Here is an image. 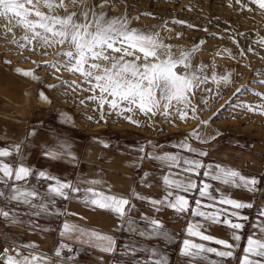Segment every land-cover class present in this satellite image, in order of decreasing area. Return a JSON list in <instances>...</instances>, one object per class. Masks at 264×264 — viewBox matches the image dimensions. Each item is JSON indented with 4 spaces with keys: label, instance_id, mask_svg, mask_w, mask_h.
<instances>
[{
    "label": "rangeland",
    "instance_id": "374dc122",
    "mask_svg": "<svg viewBox=\"0 0 264 264\" xmlns=\"http://www.w3.org/2000/svg\"><path fill=\"white\" fill-rule=\"evenodd\" d=\"M53 2L60 3V0ZM94 5L97 12H105L109 17H127L133 28L157 32L176 54L196 49L190 57L191 63L198 74L207 75L208 80L194 88V95L190 97L192 105L197 109L195 115L191 108L186 110L187 118L183 120L174 111L167 118L160 113L146 117L137 112L134 117L140 121L137 126L123 117H117L115 113L108 115L105 106V120H99L98 104L87 99L92 93L83 91L88 86L81 83L82 77L79 73L74 74L65 69L57 72L46 66L52 62L63 63L66 57L58 56L57 53L70 50L68 44L46 48L34 41L22 48L20 45L26 44L23 40L26 34L23 26L16 25L15 19L9 23L8 19L0 17V148L8 147L11 150V146L20 144L25 166L31 167L34 164V172L43 170L61 180H70L81 188L95 187L105 192H108L107 185H83L75 176L66 175L69 172L76 173L73 167L75 164L66 163V166L62 163L71 158L65 157L59 161L45 158V148L59 150V144L64 142L70 145V151L78 157L85 148H103L100 141L109 144V148H106L108 151L118 150L122 146L138 148L139 145L152 141L157 145L155 151L162 153L196 131L208 139L209 143L201 144L195 139H189V143L205 151L207 155L214 148L234 147L235 144L242 143L243 145L238 146L245 147L246 153L264 156V115L260 114V109L257 108L255 112L239 107L223 110L229 101L233 105L245 104L253 108L264 104V84L259 83L264 80V44L258 43L264 38V9L252 4L251 0H63L62 8L51 10L45 7V0H32V5L27 7L35 6L36 10L46 14L51 12L53 15H64L74 11L80 13ZM29 18L37 19L34 15ZM174 20L185 23L174 24ZM9 27L12 31H8ZM17 68L32 71L40 80L35 81L18 74ZM200 69L203 71H199ZM213 74L217 78L229 76V80L227 83H217L212 79ZM58 84L62 86L46 88L47 85ZM237 88L247 90L237 94ZM40 91H45L50 102L40 100ZM218 112L222 115L214 118ZM61 113L71 117V122L63 123ZM88 117L93 119L89 120ZM220 124L232 125L236 131H222ZM33 130L37 135L27 137V133ZM213 136L216 139L212 140ZM146 150L153 151L151 145ZM0 159L16 166L15 153L11 157ZM252 160L261 163L258 157L253 156ZM28 183L29 187L34 186L43 194L50 182L37 181L33 176ZM74 195L82 197L83 193ZM58 199L60 198H57V207L65 214L55 219L51 215L31 216V210L27 206L17 205L15 202L6 205L0 200V207L16 210L18 221H23L13 223L11 219L0 217V251L8 247L10 253H14L11 249L16 245L22 255L44 254L53 258L55 248L65 241L57 234L62 223L70 218H80L77 214H72L66 206H85L77 198L63 200L62 203ZM53 226L58 227L53 235L41 231ZM30 232L49 237L52 241L49 243L44 240L35 249L24 248L23 244L31 242ZM124 245L139 249L135 260L149 258V252L143 251L144 249H155L167 256L160 243L133 244L121 240L118 243V252ZM77 255H74V260L69 264H112L113 261L110 259L109 262L108 259L106 262L99 257ZM122 258L127 259L129 256Z\"/></svg>",
    "mask_w": 264,
    "mask_h": 264
},
{
    "label": "snow or ice",
    "instance_id": "6c2138e0",
    "mask_svg": "<svg viewBox=\"0 0 264 264\" xmlns=\"http://www.w3.org/2000/svg\"><path fill=\"white\" fill-rule=\"evenodd\" d=\"M251 3L264 9V0H251ZM28 5H32V0H0V17L8 19L9 23L15 19L16 25L23 26L26 32L23 40L26 41V44H21L22 48L33 44L34 41L46 48L68 44L70 50L57 53L58 56L66 57L65 61L63 63H48L46 66L57 72L65 69L74 74L79 73L82 77L81 83L88 86L83 91L92 93L87 99L98 104L99 120H105V106H107L108 115L115 113L117 117H123L126 121L137 126L140 125V121L134 118L137 112L143 113L146 117L160 113L167 118L174 111L183 120L187 118L186 110L191 108L195 115L197 109L192 105L190 97L194 95V88H198L200 84L206 83L208 80V76L198 74L191 63L190 57L196 51L195 48L176 54L170 45L162 41L157 32H145L133 28L127 17H109L105 12H97L95 5L80 13L74 11L64 15H53L51 12L42 13L36 10L35 6L30 8L27 7ZM45 7L49 10L62 8L63 0H60V3L45 0ZM33 15L37 19L29 18ZM172 23L184 24L185 22L174 20ZM188 27H192V25H188ZM8 31H12V28L9 27ZM258 43L264 44V38ZM37 67L39 68L40 65ZM199 71L202 72L203 69ZM16 72L24 77H30L32 80H40V77L34 75L32 71H22L17 68ZM212 79L217 83L220 81L227 83L229 76L217 78L213 74ZM73 83L75 84V82ZM259 83L264 84V80H260ZM60 86L62 85H47L46 88L54 89ZM245 90L247 89L237 88L236 93L239 94ZM257 95L259 94L257 93ZM39 98L44 102H50L45 91L39 92ZM80 102L84 103L83 100ZM228 107L245 108L249 112H255L258 108L260 114L264 115V104L253 108V106L245 104L233 105L229 101L223 110ZM220 115L221 113L218 112L214 118H218ZM61 116L63 123L71 122V117L65 116L63 113ZM88 119L91 120L93 117H88ZM202 123L208 122L202 121ZM36 135L35 130L27 133V137ZM189 139H195L201 144L209 143L208 139L193 131L173 147L199 157L207 156L205 151L193 147L189 143ZM211 139L214 140L216 137L213 136ZM100 143L104 148H109L108 143L103 141ZM148 145H151L153 151H146ZM156 147L157 145L152 141L139 145L135 149L140 153L138 159L143 161L147 157L159 162L161 166H166L169 169L180 168L182 173H194L197 176L200 175V170L203 168L205 179H202L198 186L197 182L190 177L179 176L178 173L174 174L169 171L162 177V180L165 188L170 190L162 199H151L136 192H133L132 196L140 201H147L156 213L162 209H168L178 215L202 218L203 222L199 220L187 222L186 235L214 243L224 249L206 246L204 243H197L186 238L179 250V255L187 258L185 264H197V262L199 264H204V262L227 264L228 261L235 259V252L239 248L238 242L242 239L238 233L246 228L245 222L249 220L247 215H241L237 210L251 209L254 205L251 202L229 198L228 195L221 192L220 188L215 189L217 193H220L219 197L213 196L210 191L213 189V185L207 181H217L223 185L243 188L249 193H256L260 190L264 179L255 176L246 177L240 171L225 168L219 164H204L201 159L181 155L180 151L174 154L170 152L157 154ZM13 153L17 157L16 166L0 159V200L4 201L6 205L15 202L17 205L27 206L31 210L30 215L35 217L41 215L59 217L65 213H62L57 207V198L63 200L77 198L89 208L104 210L117 217L119 219V224L116 225L118 229H125L126 226L128 232L137 231L132 216L136 205L129 198L109 194L111 185L107 186L108 192L97 190L95 187L81 188L70 180H61L43 170L34 172L31 167L25 166L20 144L11 146V150L8 147L0 148V158L11 157ZM43 156L53 161H59L65 157L71 158L72 161L76 160V156L70 151V145L64 142L59 144V150L45 148ZM135 166L139 168L140 164ZM174 175L179 178H170ZM33 176L37 181L50 182L47 184L46 192L42 194L36 187H29V178ZM143 176L147 177L148 173L144 172ZM84 183L103 186L104 182L100 179H92L86 180ZM197 189L199 198L194 201L195 207L190 206L189 199L185 195L178 194L180 192L192 193ZM77 193H83L82 197H76L74 194ZM201 198H207L213 202L203 204ZM217 204L228 205L233 210L219 208ZM203 209H212V211ZM0 217L5 220L11 219L13 223H23L22 220L18 221L16 210L11 208L5 210L4 207H0ZM232 218H235L237 222H234ZM261 218H264V207L259 209L258 218L252 224L254 231L247 236L240 264H264V219ZM139 219L145 221L147 225L146 229L138 231L139 236L163 237L166 240H172L174 234L166 230L160 219L144 214H141ZM221 224L234 230L230 239L236 243L214 238L201 230H207L211 225ZM35 226L38 227V225ZM41 231H51V229L43 228ZM257 232L259 236H257ZM59 235L68 239H72L74 236L78 243L89 245L110 255L118 251L117 240L113 236L102 234L96 230H87L67 221L62 224ZM22 247L35 249L37 246L34 243H26ZM65 249L68 253L73 251L69 244L60 243L54 250L55 257L60 258ZM138 250L136 246L130 245H124L120 249L122 257H130L125 264H169L168 257L155 249L143 250L149 252L148 259L135 260L134 257ZM11 251L15 255L10 254L8 247H4L0 251V264H49V261L41 256L22 255L16 245L12 246ZM208 254H214L217 259H210ZM72 259L71 255L67 256V260ZM115 264H120V261H116Z\"/></svg>",
    "mask_w": 264,
    "mask_h": 264
},
{
    "label": "crops",
    "instance_id": "0c3cea01",
    "mask_svg": "<svg viewBox=\"0 0 264 264\" xmlns=\"http://www.w3.org/2000/svg\"><path fill=\"white\" fill-rule=\"evenodd\" d=\"M243 145L242 143L235 144L234 147H226V148H214L207 156L199 157L196 154H189L188 152H181L177 148H169L164 152L176 153L177 151L181 152V155L189 156L196 159H201L204 164H219L225 168H231L233 170L240 171L242 175L246 177H257L264 179V156H257L253 154L246 153L244 151L245 147L238 146ZM136 147L131 146H122L119 147L118 150L108 151L106 148H101L97 146H93L90 148H85L82 153L78 157H76L75 161L72 160H64L63 164L66 166L71 163L75 164L73 167L76 169V173H67L66 175L75 176L78 178L83 185H90L84 183L86 180L92 179H100L104 183V185H111V192L113 195L124 196L132 200V203L136 205V210L132 213V216L136 222L144 223L139 219L141 214L148 215L152 218H158L164 224L166 230L168 232H173L178 236V244L174 251H166L168 259L171 261V264H185L187 258L181 257L179 255V250L182 247V243L184 239H191L197 243H204L206 246L217 247L220 250H224L222 246L216 245L211 242L201 241L197 237H188L186 235V226L188 221H201L202 218L192 217L190 215H178L171 210L162 209L159 213L154 212L152 206L147 201H140L132 196L133 192L139 193L140 195L147 196L151 199H162L166 192L170 189H166L163 185L162 177L166 175L169 171L174 174H179V176H188L191 179L195 180L199 186V183L203 177L202 168L200 170V175L197 176L194 173H182L180 168L173 167L169 169L166 166H161V164L157 161H153L148 159L147 157L140 161L138 159L140 153L135 151ZM149 151V150H146ZM162 152V153H164ZM157 153V154H162ZM258 157V161L252 160V157ZM140 164V167L137 168L135 165ZM64 165V166H65ZM65 166L66 169H68ZM70 167V166H69ZM31 168L34 170V164L31 165ZM147 172L148 176L144 177L143 173ZM64 174V173H63ZM62 174V175H63ZM179 176L174 175L170 178H179ZM74 178V177H73ZM74 178V179H75ZM207 182L213 185L212 192L213 196L219 197L220 193L215 191L216 188H220L223 194L229 196V198L238 199L244 202H251L254 207L251 209H243L237 210L241 213V215H247L249 220L246 223V228L239 232L242 236L241 241H239V248L235 252V259H232L227 262V264H240V259L244 255L243 248L246 246L247 236L250 235L254 229L252 228V224L258 218V212L261 207H264V183L261 184L260 190L256 193H249L247 190L243 188H236L229 185H223L217 181L208 180ZM103 187V186H101ZM178 194L185 195L190 202L191 207H195V199L199 198L198 189L192 193H183L180 192ZM203 204L212 203L213 201L208 200L207 198H201ZM219 208H228L229 211L233 209L228 205H219ZM68 210L71 211L72 214H77L80 217L78 220L73 218L68 219L67 222L75 224L81 228L87 230H96L101 232L102 234H107L113 236L117 240V249L118 243L121 240H134L135 239L124 236L123 229H118L116 225L119 224V219L115 217L113 214H110L104 210L89 208L87 206H81L80 208H75L73 206H66ZM206 211H212V209H203ZM234 222H237L235 218H232ZM264 219V218H261ZM243 222V221H240ZM64 223V222H63ZM62 223V224H63ZM62 225L57 232L58 237L65 241L73 242L77 247V254L85 257H99L102 258V261H106L112 259L115 254H107L101 252L99 249H95L90 247L89 245L80 244L75 240L73 236L72 239H68L67 237H61L59 235ZM205 232V234L212 235L214 238L228 240L230 243H236L230 239L232 229L224 225H211L207 230L201 229ZM257 236L259 233L257 232ZM40 236L37 233L34 235H30V239L37 240V245L48 241L49 243L52 241L51 238ZM49 238V239H48ZM32 242V241H31ZM80 253V254H79ZM210 259H217L214 254H208ZM199 264V262H197ZM207 264V262H204Z\"/></svg>",
    "mask_w": 264,
    "mask_h": 264
},
{
    "label": "trees",
    "instance_id": "16d2710c",
    "mask_svg": "<svg viewBox=\"0 0 264 264\" xmlns=\"http://www.w3.org/2000/svg\"><path fill=\"white\" fill-rule=\"evenodd\" d=\"M58 200L60 201V203L63 202V199H58ZM55 218L56 217H54V219ZM58 225H59V223L57 222L56 226H58ZM135 226L137 228V231H135V232H128L126 230V226H125V229H123L124 236L131 237V238L135 239L139 243L140 242H150V243L151 242L152 243L156 242V243H160V245L164 248V253H166V251H171L172 252L177 247V244H178V236H177V234H175L173 232H170V233L174 234L172 240H170V241L164 239L163 237H159V238H157V237H153V238L141 237V236L138 235V231L141 230V229H146L147 225L144 224V223H139V222L135 221ZM56 228H58V227H56ZM56 228H55V226L49 227V229H51V231H45V232L47 234L53 235V234H55ZM129 259H130V257L127 258V259L122 258L121 256H115L114 257V260L115 261H120V264H125V262L128 261Z\"/></svg>",
    "mask_w": 264,
    "mask_h": 264
},
{
    "label": "bare ground",
    "instance_id": "6f19581e",
    "mask_svg": "<svg viewBox=\"0 0 264 264\" xmlns=\"http://www.w3.org/2000/svg\"><path fill=\"white\" fill-rule=\"evenodd\" d=\"M159 1V0H158ZM165 3V2H164ZM154 5V4H153ZM170 8V7H169ZM177 10V9H176ZM152 11V10H151ZM156 11V10H155ZM154 11V12H155ZM190 29V28H189ZM217 31V30H216ZM186 32V31H185ZM22 63V62H21ZM52 73V72H51ZM47 75V74H46ZM89 111V110H88ZM83 112V111H82ZM89 113V112H88ZM222 115V114H221ZM216 123V122H215ZM214 123V124H215ZM220 129L222 130V131H227V130H232V131H236V128L234 127V126H232V125H222V124H220ZM248 132H251V130H248ZM36 232H30L29 234L30 235H34ZM43 239H44V237H43ZM46 240H47V238H45ZM35 245H37V240H32V239H30ZM31 243V242H30ZM20 251V250H19ZM10 254H13V255H15V253H10ZM38 256H41V257H43V258H46L48 261H49V264H65V262H66V264H69V263H72V260H74V255H77V254H75V253H72L71 254V256L73 257V259L72 260H67V258H66V255H65V257H61V258H57V257H55V255L53 254V258L51 257V258H49V256H46V255H44V254H37ZM78 256V255H77Z\"/></svg>",
    "mask_w": 264,
    "mask_h": 264
},
{
    "label": "built area",
    "instance_id": "2783aa9c",
    "mask_svg": "<svg viewBox=\"0 0 264 264\" xmlns=\"http://www.w3.org/2000/svg\"><path fill=\"white\" fill-rule=\"evenodd\" d=\"M127 241L132 242L133 244L137 243V241H134V240H127ZM60 243H66V244H69V245L72 247V249H73V251H72L71 253H68L67 250L65 249L61 257H65V255H66V258H67V256H68V255H71L72 253H75V254H76V246H75L74 243H72V242H68V241H63V242H60ZM115 256H120V252L117 251V253H115ZM115 256H114V257H115ZM61 257H60V258H61ZM114 257L112 258V260H113L112 263H113V264H115V262H116V261L114 260Z\"/></svg>",
    "mask_w": 264,
    "mask_h": 264
}]
</instances>
